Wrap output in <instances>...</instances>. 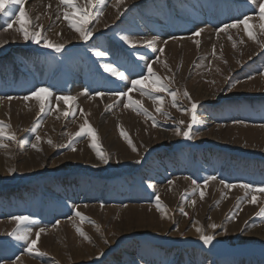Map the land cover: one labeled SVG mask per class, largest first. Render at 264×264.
<instances>
[{"label": "rangeland", "instance_id": "374dc122", "mask_svg": "<svg viewBox=\"0 0 264 264\" xmlns=\"http://www.w3.org/2000/svg\"><path fill=\"white\" fill-rule=\"evenodd\" d=\"M22 7L30 31L42 25L64 48L25 41L14 19L21 5L0 0V121L17 136L0 148V264H264V192L249 203L253 193L240 187L264 186V19L252 0H100L87 41L60 0ZM245 15L255 39L243 24L220 31ZM148 65L167 92L132 89L131 80L154 78ZM42 87L52 95L24 99ZM129 96L141 110L125 107ZM154 96L164 97L160 112ZM192 102L189 140L176 131L191 123ZM88 125L107 164L90 135L64 147ZM21 215L36 221L31 239L45 229L36 244L44 255L9 235ZM197 229L215 239L204 244Z\"/></svg>", "mask_w": 264, "mask_h": 264}, {"label": "snow or ice", "instance_id": "6c2138e0", "mask_svg": "<svg viewBox=\"0 0 264 264\" xmlns=\"http://www.w3.org/2000/svg\"><path fill=\"white\" fill-rule=\"evenodd\" d=\"M6 2L10 5L14 4V5H21V8L19 9V15L15 16L14 15V19L15 21L18 23V28L17 31L22 34V37L25 41H32L36 44H40L41 40H44V47L46 48H51L54 49L55 52L59 53L63 50L64 45L60 44V43H54L53 41L47 39L45 36L42 35L43 32V26L40 25L39 28L40 30H29L30 25L32 24V20L29 17L28 13L24 10V8L22 7L25 3V0H6ZM60 2L65 5L67 8L71 9V11H66L64 13V19L69 21L70 27L73 28L76 32H78L81 36V38L85 41H87L91 36H92V30L87 28L86 25L88 23H90V19L92 16L91 10L92 9H96L99 4H100V0H85V4L84 6H81L78 3V0H60ZM120 4L124 3V0H119ZM252 3L255 4L258 8H259V14L261 19H264V0H252ZM50 7V5H49ZM3 9L0 8V11H2ZM11 10V9H10ZM97 16H102L103 15V11H98L96 13ZM249 19L250 17H248L247 15L244 16L243 19L237 20L234 23L231 24H225L224 27L222 29H220V31H225L229 28H236L239 27V25L243 24L244 27L246 29H248V36L252 39H255V36L253 35L251 29L249 28ZM13 25L12 23H8V28H12ZM262 27H264V25H262ZM200 31H203L202 29ZM196 35H199V32L195 33ZM126 43H129L130 45H132L133 47H135V42L131 41V39L127 36H124L122 38ZM146 46L149 48H152L154 51L156 50L154 47L155 41H147L145 42ZM167 43V42H165ZM235 46V45H234ZM160 52H163L164 49L160 48L159 49ZM96 55L99 57H103L105 55V53L103 51H97ZM105 70L110 72L112 75L118 76L119 79L121 80H127L128 77L125 75L124 72H120L117 69L113 68L111 65H106L105 66ZM147 71L150 74L151 77H154L153 79H149V76H144L141 77L140 79H135V80H131V86L132 89H135L137 86H142V90L143 89H147V88H151L153 93H163V92H167L169 89V84L165 83L163 80H161V78L159 76H157L152 69L151 65H148L147 67ZM251 79V77H250ZM230 90V89H229ZM129 91H131V89H129ZM114 95H117L119 97H125L128 96V92H119V93H113ZM52 95V92L50 89L48 88H39L37 90H35L31 96H26L24 97L25 100H29L32 97H35V99L43 101L44 98L49 97ZM98 95H104L103 93H98ZM169 95L172 97V101H173V106L175 105V101L177 99V93L175 91L169 92ZM184 95L187 96L190 100H191V96L190 94L185 91ZM8 99H12V97H8ZM58 100H63L65 104H68L70 101L74 100V97L71 96H60L57 97ZM153 99L155 100L156 104H157V108L156 111L160 112L161 108L164 104V97L163 96H154ZM128 104L125 105V107H130L132 105L136 106L137 110H141L142 109V105L139 101H134L131 99V97H128ZM198 109V103L197 102H192L191 103V123H189L187 125L186 130L182 131L178 128L176 131L177 135H183L186 139L191 140L193 138L192 136V125L195 124L197 122L196 119V112ZM40 111L41 113H43L45 111V105L42 102L40 105ZM65 116H68L69 113L68 112H64L63 113ZM145 114L147 115L148 113L145 110ZM181 124L184 123V121H180ZM242 123V122H241ZM39 125H37L38 127ZM122 135H124L127 138V133L122 132ZM86 135H90L91 139L93 141L92 143V147L93 149H95L97 151V155L100 157V159L107 164L109 162V157L104 154L103 152H101L99 146L95 143L96 141V132L95 130L88 125L87 127L81 126L80 130L77 131L74 134V137L72 140H69L67 145H64V147H69V148H73V143L76 137H81V136H86ZM35 139L37 141H39L41 139V137L39 135H37L35 137ZM4 141H11V142H17V136L14 132L11 131V125L4 123L3 121H0V148H7L8 144L4 143ZM129 144L132 143V141L129 139ZM49 144L52 143L51 140L48 141ZM33 148H37V145L34 143L32 144ZM73 150H75L73 148ZM133 150L135 151V147L133 146ZM210 179H216V177H210ZM193 183L195 184L196 181H193ZM221 183H224L223 181H221ZM228 188H232L235 187L232 184H226L225 185ZM240 187L244 188L245 190H248L250 192L253 193V195L251 196V199L249 200V203H255L256 202V196H255V192L260 191V192H264V186H260V187H256L253 186L251 184H241ZM201 198H203L204 193L201 192L200 193ZM157 202H158V206H159V197H157ZM192 203L194 204L195 201H192ZM163 211V209H161ZM77 216H80L81 214L79 212L76 213ZM184 215H187V213H184ZM13 220H15L17 222V227L11 232L9 233V235L15 237L17 240H21L24 241L28 247H27V251L32 254H36V255H44V253L40 252L37 248H36V244L37 241L40 238V234L43 233L45 231L44 228H40L39 231L36 233V238L35 239H31V233H32V228L27 226V225H33L36 223V221H34L31 217L29 216H14L12 217ZM211 227L213 229L217 228L216 224H212ZM78 232H80L81 236H84L85 239H89L90 237H87L86 234L80 230L79 228L77 229ZM197 231L201 232V236L200 239L203 241L204 244H211L212 241L215 239V237L213 235H208V234H204L202 229H197Z\"/></svg>", "mask_w": 264, "mask_h": 264}, {"label": "bare ground", "instance_id": "6f19581e", "mask_svg": "<svg viewBox=\"0 0 264 264\" xmlns=\"http://www.w3.org/2000/svg\"><path fill=\"white\" fill-rule=\"evenodd\" d=\"M27 113V112H26ZM125 152V151H124Z\"/></svg>", "mask_w": 264, "mask_h": 264}]
</instances>
